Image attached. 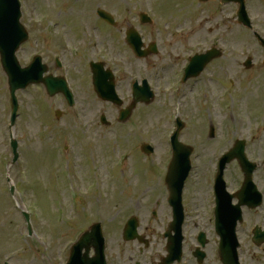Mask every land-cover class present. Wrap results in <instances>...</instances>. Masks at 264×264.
Segmentation results:
<instances>
[{
	"label": "rangeland",
	"instance_id": "obj_1",
	"mask_svg": "<svg viewBox=\"0 0 264 264\" xmlns=\"http://www.w3.org/2000/svg\"><path fill=\"white\" fill-rule=\"evenodd\" d=\"M87 14L86 13H82V17H86ZM164 19V17H163ZM34 92V95H35V98L34 100L30 101V98H32L31 96L28 97L26 103H25V107H26V111L30 108L31 109V115L33 118H35L34 116V112L36 111V106L34 104V101L37 103V102H44V98L41 94L40 91H33ZM82 96L83 95H80V101H82ZM57 100V101H56ZM51 103H54L55 106H58L59 103H60V100L59 99H54ZM54 107V106H53ZM54 164V168L56 169L57 167H59V162H58V158L54 155V158H53V162H52V166Z\"/></svg>",
	"mask_w": 264,
	"mask_h": 264
}]
</instances>
